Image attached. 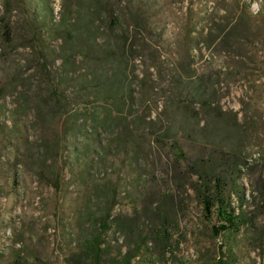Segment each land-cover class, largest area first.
I'll return each mask as SVG.
<instances>
[{
  "label": "trees",
  "instance_id": "16d2710c",
  "mask_svg": "<svg viewBox=\"0 0 264 264\" xmlns=\"http://www.w3.org/2000/svg\"><path fill=\"white\" fill-rule=\"evenodd\" d=\"M73 1L57 21L47 6L30 20V27L42 34L35 49L47 48L46 40H60L57 52L43 49L45 59L52 54L53 61L60 59L62 71H46L43 85L33 90L37 122L28 127L34 130L37 125L47 132L57 125L53 139L32 142L22 137L27 136L23 119L30 105L22 91L9 110L8 122L0 123V134L21 140L26 160L37 155L33 164L42 167L49 185L59 189L67 181L83 193L71 206L72 220L64 222L60 250L41 253L20 246L1 256L0 264H182L177 250L185 234L178 218L183 193L196 199L209 238L217 241V250L204 255L206 264H238L242 246L264 241V223L257 222L260 213L246 207L237 182L236 173L246 162L237 158L235 147L230 154L205 143L189 155L180 140L189 132L187 105L192 100L208 106L218 73L205 70L172 78L170 85L174 83L163 91L168 104L151 108L146 101L153 92L141 87L144 77L137 79L133 68L138 60V65L158 70L155 48L149 46L154 39L149 17L120 3L111 6L107 0ZM263 11L261 6L250 19L243 10L234 20L195 31L206 48L216 45L241 57V49L263 35ZM2 40L12 41V29L0 18ZM180 69L184 71L182 65ZM172 106L180 111V120L170 116ZM211 120L209 134L218 136V115L213 113ZM222 125L227 136H245L249 129V123L237 118ZM206 128L202 125V132L193 130V135L208 136ZM241 142L238 139L236 145ZM158 146L167 147L172 156L169 192L148 178L149 150ZM251 198L264 200V189L258 187Z\"/></svg>",
  "mask_w": 264,
  "mask_h": 264
},
{
  "label": "rangeland",
  "instance_id": "374dc122",
  "mask_svg": "<svg viewBox=\"0 0 264 264\" xmlns=\"http://www.w3.org/2000/svg\"><path fill=\"white\" fill-rule=\"evenodd\" d=\"M107 1L111 6L120 3L122 8L126 5L133 12L149 17L154 33L149 46L155 48L153 58L158 70L146 69L145 65H138V60L133 63V68L137 79L144 77L141 87H147L149 92H153L146 101L151 108L156 106L159 110L164 107L166 100L163 91L168 89L173 79H179V75L204 74L205 70L218 73V85L212 87L208 106L202 107L192 100V104L187 105L189 132L187 136H180V140L189 155L197 152L201 143H205L207 148L214 145L218 152L230 154L234 153L235 147L237 158L246 162L236 173L240 190L247 200L246 207L251 210L256 207L260 213L257 222L264 223V213H261L264 211V200L251 198V192L256 194L258 187L264 189V27L260 29L263 35L253 45L241 49V57L234 56V53L228 54L216 45L206 48L202 35L195 31H206L213 22L222 24L234 20L243 10L248 12L245 13L246 17L253 19L258 15L259 8L264 6V0ZM73 2L0 0V18L8 20L12 29V41L0 42V87L3 88V95L0 97V123L8 122L9 110L16 106L18 92H24L30 105L28 114L23 119L27 124V132L24 127L27 136L22 137H27L32 142L53 139L50 135L57 129V125H51L47 132H43L41 128L36 129L35 125L34 130H29L28 127L37 122V100L33 90L40 83L43 85V74L46 71L58 73L62 70L59 68L60 59L53 61L55 54L49 59L42 55L47 49L57 52L56 46L60 40H46L48 47L43 48L45 50L35 49L36 40L42 34H37L30 27V20L32 15L40 13L47 6L51 8L53 19L57 21L62 13L72 8ZM62 36L65 37V34ZM198 41L200 43L195 44ZM195 45L197 48H193ZM37 90L36 88L35 91ZM167 109L169 108H166V114ZM169 110L172 118L181 119L180 111L175 106ZM213 113L218 115V123L215 122V126H218L215 133L218 136L209 134L212 132L210 128ZM236 118L249 123L245 136L224 135L222 124ZM202 125H207L205 132L208 136H194L193 130L202 132ZM238 139H242V142L236 145ZM20 142L21 140H10L0 134V257H7L13 248L20 246H30L41 253L60 250L64 246V222L72 220L71 206L81 200L83 193L80 187L67 181L59 189L49 185L45 174L41 175L42 167L33 164L37 155L26 160L22 155L23 146ZM149 151L148 178L156 180L161 189L169 192L170 185L167 182L168 175L172 172V156L167 147L162 149L158 146ZM183 197V209L178 213V218L185 234L180 238L177 258L182 264H206L204 255L217 250V241L209 238L207 224L202 219L196 199L185 193ZM241 249L243 254L238 264H264V241L249 243L246 248L242 246Z\"/></svg>",
  "mask_w": 264,
  "mask_h": 264
}]
</instances>
